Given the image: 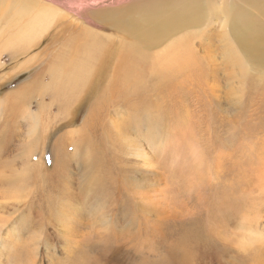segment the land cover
<instances>
[{
  "label": "rangeland",
  "instance_id": "rangeland-1",
  "mask_svg": "<svg viewBox=\"0 0 264 264\" xmlns=\"http://www.w3.org/2000/svg\"><path fill=\"white\" fill-rule=\"evenodd\" d=\"M50 1L65 12L67 21H72L69 24L71 29L88 27L98 34L97 42L107 45L113 44V41L117 43L119 35L118 28L111 23L109 12L129 9L136 2L154 4L162 9L167 7L170 0ZM3 2L6 6L14 4L11 0H0V15L6 7ZM1 24H4L2 20ZM221 24L220 18L205 19L188 34L186 30L180 32V35H187L190 44L187 42L186 45L197 58L193 63L183 65L185 71L175 75L173 73L174 80L178 81L176 83L182 85L180 92L168 90L164 94L165 122L161 147L151 144L147 137L148 133L153 134L158 130L147 125L143 127L142 124L145 114L142 113L143 108L148 109L151 101L156 99L152 92L150 95L148 93L151 101L124 102L116 108H108L103 114L104 120L100 121L102 126L98 125L97 129L88 131L98 135L96 140H90V145L101 147L96 157L102 156L105 160V167L101 168L113 172L110 178L113 184L111 189L106 191L107 195L96 198V201L92 191L82 192L78 188L85 173L84 155L78 156L75 153L79 140H70L71 136L67 135L73 128L83 125L89 104L85 102L79 108L81 111L77 113L74 124L59 128L68 117L56 105L51 107L50 94H43L44 100L50 104L46 110L51 116L47 121L49 140L46 141L44 151L35 152L32 158L29 157V151L30 142L34 138H29L30 122L20 117L12 141L8 143L0 139V143L6 142L5 154L2 156H13L16 170L23 176L27 174L24 193L28 195L21 199L18 212L12 214L11 218L7 216L9 220L0 238V264H11L13 247L16 252H21L23 258L26 257L25 264H69L83 250L93 258L91 263L95 264H155L156 260L166 254L170 245L177 241L185 225L190 222L205 225L208 221L219 227H213L209 241L202 240L193 245L191 263L264 264V71L253 69L245 61L236 69L226 62V43L221 41ZM62 41L65 39L57 42L52 36L46 37L28 57L16 59H11L10 52L2 49L0 41V51H3L0 52V64H4L0 67V83L4 82L0 87V97L25 84L30 79L29 75H33L52 54L49 53L51 50L64 47L63 43L66 42ZM49 46L53 48L42 54L46 47L51 48ZM38 55L36 60L29 63L30 69L4 80L6 73H13L24 59ZM42 79L48 80L45 76ZM40 94L30 100L34 111H37ZM3 122L0 121V124ZM119 123L127 129L130 127L131 131L128 129L127 134L117 135ZM34 125L38 130V120H34ZM105 133H108L106 137ZM58 138H61L64 149L73 159L56 166L55 157L62 161L64 156L63 151H55ZM144 152L152 160L151 165H146L139 155ZM29 158L32 162L43 159L44 164L36 166V169L28 167ZM146 168L155 171L158 179L154 186L145 191L148 200L144 202L146 197L140 198L135 189L137 182L147 175ZM122 173L130 175L131 185L123 187L125 183L121 178L125 175ZM64 182L68 189L76 192H70L71 204H68L70 208L75 207V213L78 212L75 214L72 209L68 210L71 225L64 222L66 217L62 216L61 219L58 214L55 216V213L68 206L58 203L61 197L58 192ZM47 192L55 204L51 210L46 207L49 203L47 200L45 202L44 197ZM8 204L7 207L10 206ZM97 211L99 214H96ZM93 212L100 217L95 214L93 216ZM103 215L108 216L107 220L113 223L111 228H102L96 224H105V221H101ZM90 221L98 227H92ZM248 235L258 237V243L249 245L246 241ZM107 238L111 239L110 246L103 249ZM94 246H97L96 250H93Z\"/></svg>",
  "mask_w": 264,
  "mask_h": 264
},
{
  "label": "bare ground",
  "instance_id": "bare-ground-1",
  "mask_svg": "<svg viewBox=\"0 0 264 264\" xmlns=\"http://www.w3.org/2000/svg\"><path fill=\"white\" fill-rule=\"evenodd\" d=\"M13 1L14 4L10 3L9 6H6L3 2L6 7L3 9L2 15H0V20L4 23L0 25L3 30H1L2 32L0 31V41L2 42V49L10 52L11 59L28 57L33 49L37 48L41 41L49 36H52V39L54 38L57 42L63 38L65 41L61 43H66H63L64 47L61 46V49L58 50H51L53 46H49L51 48L46 47L42 54L49 50H51L49 53L52 52V54L42 62L40 68L35 70L33 75H29L30 79L25 84L0 97V121H4L0 124V139L7 142L12 141L17 128L16 123L20 117L28 119L31 127L29 138H34L30 142L31 149L29 147V157L32 158L35 152L44 151L46 141L49 140L50 131L48 132L49 124H47V121L51 119V116L50 112L48 113L46 110L48 108L47 105L50 104L44 100L43 94H50L51 107L56 105L58 110L62 111L63 115L65 113V117H68L67 120H63L66 122L62 125L60 124L59 128L74 124L77 113L81 111L79 108H82L86 102V105L89 104V110L83 125L79 128H73L67 132V135L71 136L70 140H79L75 153L78 156L84 155L85 173L83 174L82 183H78L80 184L78 188L82 192L84 190L92 191L95 201L96 198H100L104 194L107 195L106 191L111 189L113 184L110 182V178L113 172L101 168V166L105 167V160L102 156L96 159L97 152H101V147L90 145V140H96L98 135L91 134L88 131L97 129L100 121L104 120L103 114L105 115L108 108H116L124 102L128 104L129 102L151 101L152 98L148 96V93L150 95L152 92L156 95V99L151 101L152 103L148 106V109L143 108L144 111L142 113L145 114H142L144 117L142 124L143 127L147 125L158 130L153 134L148 133L147 137L151 144L161 147L165 122L164 94L168 90L180 92L182 85L176 83L177 80H174L173 73L175 75V73L185 71L182 69L183 65L186 66L189 63H193V60L197 58L196 54L188 46L190 40H188L187 35H180L182 30H186L185 32L188 34L189 31L197 29L205 19L220 18L223 29L221 41L226 43V62L236 69V67L240 68L245 61L253 69L264 71V0H170L166 4L167 7L162 9H159L154 4L136 2L129 9L109 12L112 17L111 23L118 28L117 32L119 35L117 43L113 41V44L107 45L97 42L98 34L92 29H88V27L82 28L81 25V28L75 29L74 27L71 29L69 24L72 21L70 19L67 21L65 12L58 9L59 7L56 8L55 6L57 5L54 6L50 0H11V2ZM238 2H242V4ZM109 15L107 18H109ZM188 36L190 38V35ZM114 44L117 46H114ZM0 52L2 53L3 51ZM39 56L24 59L23 63L13 70V73L4 74V80L7 77L30 69L29 63L36 60ZM0 65V67L4 66V64ZM42 76L47 77L48 80L42 79ZM3 83V81L0 83V87ZM37 94H40V100L38 101L37 111H34L30 100L36 98ZM133 108L138 109V107ZM34 120H38V130L37 127L35 128ZM127 127H129L128 124ZM128 129L130 130V127ZM128 129L119 123L117 125V135L123 136L125 133L127 134ZM107 135L108 133L104 134L105 137ZM3 141L0 143V238L3 234L2 230L9 220L7 216L11 218L12 214H16L20 209L21 199L28 195L26 192L24 193V188L27 187V174L23 176L24 174L22 175L18 172V169L16 170L13 156L11 158L2 156L5 154L6 144ZM27 141L29 143V140ZM57 144L58 147L54 146L55 151L57 153L59 150L63 151L64 156L62 161L55 157V165L58 166L63 161H72V155H68L64 149L61 138L57 139ZM101 154L103 155V153ZM139 155L143 158L146 165H151L152 160L147 158L148 154L144 152ZM55 156L58 155L55 154ZM31 158L28 161L25 159L29 165L28 167L36 169V166L44 164L43 159L38 162H32ZM88 160L89 162H87ZM78 161L76 160V162ZM87 169L88 171H86ZM33 171L36 172V170ZM145 171H147V175L145 174L137 182V190L135 189L140 198L142 196L143 198L146 197L145 191L152 185L154 186L156 179H158L152 169L146 168ZM122 175L125 174L122 173ZM129 176L125 175L121 178L123 183H125L123 187L132 184V178ZM45 178L47 177L45 176ZM157 182L159 183V181ZM70 192L73 193L74 190L72 192L71 189H68L66 182H64L58 192V194H61L58 202L60 205H63V203L64 205L71 204L72 194ZM44 197L45 202L49 201L46 207L48 206L51 210L55 205L54 201L49 199L48 192ZM147 200V197L143 199L144 202ZM7 203L12 207H7ZM74 208H70L68 205L64 210H59V213H55V216L58 214V218L61 219L64 216L67 218L64 222L70 223L71 220L70 218L68 219L67 212L72 209L73 213H75ZM91 214L94 216L95 213ZM96 214H99V212ZM96 214L95 216L98 217L99 215ZM103 218L101 221H105L104 225L98 224L99 222L96 224L102 228H111L113 223L107 220L108 216L103 215ZM93 221H90V223ZM91 224L92 227L93 225L97 226L94 223ZM213 227L216 229L219 226H213L209 221L205 225H199L198 222H190L185 225V228L180 231L177 241L170 245L164 256L158 257L159 259L155 261V264H193L191 263L192 261L190 262L193 245L200 243L202 240L203 242L204 240L209 241L212 238ZM64 233H66V230H64ZM69 233H71L70 229ZM253 235H255V232ZM253 235L244 236L247 237L246 241L249 245L258 243L256 242L258 237ZM109 240L111 239L107 238L105 240L103 249H106L108 245L110 246ZM27 245L29 246V244ZM94 249L96 250L97 246H94ZM12 251L11 264H25L26 261L24 259L26 257L23 258L20 254L21 252H16L14 247ZM69 253L71 254V252ZM92 260L93 258L88 256L87 252L83 250L70 260L69 264H95L91 263Z\"/></svg>",
  "mask_w": 264,
  "mask_h": 264
}]
</instances>
